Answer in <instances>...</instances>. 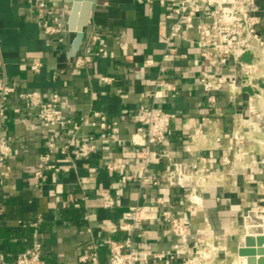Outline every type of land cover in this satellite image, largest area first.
<instances>
[{"label": "crops", "instance_id": "1", "mask_svg": "<svg viewBox=\"0 0 264 264\" xmlns=\"http://www.w3.org/2000/svg\"><path fill=\"white\" fill-rule=\"evenodd\" d=\"M40 2L47 8L41 10ZM259 5L264 10V0ZM72 8L67 0H0V81L15 85L17 92L39 91L46 97L58 94L64 113L74 119L88 116L91 121L93 113L100 112L109 121L119 122L118 140L108 142L106 133L85 124L80 136H97L98 152L83 160L61 155L65 140L60 139L51 161L61 170L46 171L45 178L36 180L35 168L47 151L48 137L56 130L44 129L35 112L23 110L22 101L12 95L7 115L0 122V135L12 147L9 160L1 167L10 171L0 176V252L13 260L38 240L49 264H81L79 258L96 245L100 264H108L109 242L121 240L125 234H111L101 226L119 224L130 206L154 205L163 197L174 216L205 237L213 264H228L236 256L237 239L245 231L248 213L256 211L260 216L264 210V199L258 195L264 182L262 99L253 97L257 112L249 113V96L242 92L243 80L237 83V73L235 82L218 94L220 112L211 113L200 85L206 68L195 32L175 40L179 55L164 63L163 78L176 90L159 88L155 97L148 96L155 90L165 51L159 38L160 23L174 21L168 4L162 0H96L76 57L70 55L75 37L69 28ZM42 12L48 19L58 17L65 32L47 36L41 26ZM93 31L100 33L104 52L93 53L78 67L77 58ZM259 31L264 38V17ZM148 59L156 61L150 69L144 67ZM33 64H40L39 72L31 70ZM101 76L112 77L114 82L104 84ZM141 106H156L173 115V135L166 145L157 147L166 156L151 167L160 185H147L144 191H139L136 182H120L125 171H106L110 162L125 164L126 172L136 167L138 161L125 153L133 150L130 138L138 127L134 117ZM14 108L22 112L15 114ZM198 129L207 137L194 143L190 136ZM225 134L231 139H224ZM216 138L222 141L216 143ZM240 155L243 161L239 164L221 165L223 156ZM201 177L205 178L203 184ZM102 191L114 196V210L102 207ZM188 194H193L194 202L187 199ZM32 224L38 225L37 235ZM134 245L139 251L158 253L175 251L180 241L162 223H147L136 231ZM248 257H238L236 264Z\"/></svg>", "mask_w": 264, "mask_h": 264}, {"label": "built area", "instance_id": "2", "mask_svg": "<svg viewBox=\"0 0 264 264\" xmlns=\"http://www.w3.org/2000/svg\"><path fill=\"white\" fill-rule=\"evenodd\" d=\"M167 3L174 21L171 24L160 23V41L165 46L159 75L156 80L155 90L148 93V96L155 97L156 90L164 88L168 92L176 90L174 84L163 78L165 72L164 63L173 56L179 55L177 47L173 44L177 39H184L191 33H196L197 44L200 48V59L205 66V71L200 79V85L207 95L210 105V112L219 113L217 105L218 94L223 92L235 77L242 71L248 78V84L256 88V80L264 81V38L261 36L259 27L264 17V10L260 7L261 0H162ZM41 10L47 8V4L37 3ZM198 19V22H197ZM41 26L47 36H58L65 32V24L56 16L46 18L41 14ZM101 35L93 31L89 41L83 50V54L77 58L76 65L80 67L86 63L88 56L93 53L102 54L103 47L100 44ZM96 50V51H94ZM250 54L252 63L244 62L243 56ZM186 59V55H180ZM1 65V62H0ZM156 61L148 59L144 63L145 68H152ZM31 70L39 72L40 64L31 65ZM259 75V77H258ZM104 84L110 85L114 82L112 77L101 76L99 78ZM258 87V86H257ZM16 94L22 101L23 110L34 111L37 119L44 129H55L48 137L47 151L40 157L34 171V178L40 180L46 177V171L59 172L56 164L51 159L57 149V143L64 139L61 155H72L76 159H89L98 152L100 139L95 135L86 138L80 136V131L85 124L90 123L92 128L106 133V141L115 142L118 140L120 127L118 121H109L107 117L94 112L92 120L88 116L74 119L63 111L61 98L58 94L46 97L39 91L17 92L15 85L7 80L0 81V122L5 119L8 111L9 100ZM249 113L255 114L257 107L253 97L249 96L247 101ZM15 114L22 112L21 108H14ZM135 122L138 127L130 138L131 152L125 156L135 158L138 163L136 167L126 172V165L110 162L106 165V171L110 174L121 173L120 182L127 185L136 182L139 191H144L147 185L159 186L160 183L151 174V167L160 164L166 156L157 147L166 145L173 135V115L156 106H141L136 113ZM203 122L209 123L206 118ZM207 133L202 129L196 130L190 139L197 143L206 139ZM224 139H231L230 134H225ZM221 138H216L220 143ZM12 154V147L7 139L0 135V176L7 175L10 171H2L1 167L6 165ZM243 161V156H223L222 166H230ZM68 171V169H64ZM170 171V167H167ZM201 184L205 178H200ZM1 183V181H0ZM258 195L264 199V182L259 185ZM187 199L194 201L192 194ZM102 207L106 210H114L116 201L109 191L100 193ZM86 199V198H85ZM198 202V201H197ZM75 206H78L75 204ZM260 216L264 217V210ZM162 223L170 234L180 241V246L175 251H162L158 253L150 251H139L135 248L134 237L137 230L144 224ZM37 235V224L31 225ZM101 229L111 234L124 233L121 240L109 242L108 264H141L151 262L158 264L161 261H168L169 264H213V255L208 250L205 237L188 224L182 222L168 209V204L163 197H158L154 205H133L122 213L119 224L106 222ZM81 264H100L98 247L94 245L93 250L79 258ZM0 264H49L43 257V248L40 241H35L31 248L20 252L13 260H8L0 252Z\"/></svg>", "mask_w": 264, "mask_h": 264}, {"label": "water", "instance_id": "3", "mask_svg": "<svg viewBox=\"0 0 264 264\" xmlns=\"http://www.w3.org/2000/svg\"><path fill=\"white\" fill-rule=\"evenodd\" d=\"M68 2L73 4L72 12L70 15L69 19V28L74 31L75 37L72 43V47L70 50V55L72 57H76L78 51L81 48L82 40L84 37V30L85 28L89 25L90 23V18H91V13L94 9L96 0H67ZM244 62L251 64L252 63V57L250 54H246L243 56L242 59ZM241 79L243 80L242 83L244 86L242 87V92L244 94H247L248 96L251 97H258V98H264V81L263 80H256V85L258 86L257 88L252 87L251 85H247L249 78L242 72H238V79L237 83L241 84L240 81ZM263 123H264V117H263ZM264 126V125H263ZM259 216L256 211H252L248 213L247 217L245 218V231L244 235L245 238L247 239L246 242L248 241L251 243L250 246H243L242 245V239L240 240V243L237 247V256L239 258H243L246 256H249V264H264V248L258 249V254L260 259H258V263H256L255 260V255L257 254L256 250L254 249V246L256 245L255 242V237L254 235H261L258 237L256 241H258V245L261 243H264V217L260 216L261 218L258 219L262 223V226L259 228H256V231H252L248 229V224L253 218H258ZM254 234V235H253Z\"/></svg>", "mask_w": 264, "mask_h": 264}, {"label": "rangeland", "instance_id": "4", "mask_svg": "<svg viewBox=\"0 0 264 264\" xmlns=\"http://www.w3.org/2000/svg\"><path fill=\"white\" fill-rule=\"evenodd\" d=\"M262 99V102H263V104H264V98H261ZM258 218L256 219V218H253L250 222H249V224H248V229H250V230H253V231H256V228H259L258 226H257V224L258 223H260V221H258V219H260L261 217L260 216H257ZM254 235V234H253ZM264 235V234H263ZM261 236V235H260ZM260 236H253V237H255L256 239H255V242H254V244L256 243V245L254 246V249L256 248V252H257V254L255 255L256 256V259H255V262L256 263H258V259H260V257H259V254H258V249H260V248H262V247H264L263 245H264V243H261L260 245H258L257 244V242L258 241H256L258 238L257 237H260ZM262 237V236H261ZM245 238V235H244V232L242 233V234H240V236L238 237V239H237V247H238V245H239V243H240V240L242 239H244ZM251 245V244H250ZM257 246H259V247H257ZM262 246V247H261ZM236 256L235 257H232V258H230L229 259V261H228V264H236V262H237V258H238V256H237V254H235ZM249 259L250 258H247V259H242L241 260V263L240 264H249ZM237 264H239V263H237Z\"/></svg>", "mask_w": 264, "mask_h": 264}, {"label": "bare ground", "instance_id": "5", "mask_svg": "<svg viewBox=\"0 0 264 264\" xmlns=\"http://www.w3.org/2000/svg\"><path fill=\"white\" fill-rule=\"evenodd\" d=\"M69 3H70V2H69ZM69 8H70V7H69ZM70 11H71V10H70ZM67 12H68V11H67ZM69 15H70V14H69ZM69 18H70V17H69ZM179 169H180V167H179ZM184 170H185V169H184ZM184 170H183V172H184ZM180 172H181V171H180ZM181 174H183V173H181ZM171 175H172V174H171ZM174 176H175V175H174ZM180 177H181V176H180ZM171 178H172V177H171ZM188 179H189V178H188ZM177 181H178V180H177ZM187 181H189V180H187ZM174 182H175V181H174ZM190 182H191V181H190ZM192 183H193V182H192ZM192 183H191V184H192ZM189 185H190V184H189ZM192 185H193V184H192ZM204 185H206V184H204ZM202 187H203V186H202ZM192 192H193V191H192ZM192 195H193V194H192ZM192 197H194V196H192ZM195 199H196V198H195ZM197 200H198V199H197ZM193 202H194V201H193ZM193 204H194V203H193ZM197 205H198V204H197ZM192 206H193V205H192ZM192 208H193V207H192ZM191 210H192V209H191ZM260 224H262V223H261V222L258 223L257 226H258V227H261ZM199 231H200V230H199ZM252 231H253V230H252ZM262 235H263V234H262ZM205 236H206V235H205ZM255 236H260V235H257V234H256ZM257 238H258V237H257ZM246 240H247L246 238H244V239L242 240V245H243V246H247V245L250 246L251 243H249L248 241L246 242ZM257 244H258V243H257ZM209 246H210V245H209ZM209 246H208V247H209ZM263 246H264V245H263ZM257 247H259V246H257ZM261 247H262V246H261ZM263 248H264V247H263ZM255 250H256V248H255ZM248 258H249V257H248ZM255 259H256V258H255ZM254 261H255V260H254Z\"/></svg>", "mask_w": 264, "mask_h": 264}]
</instances>
